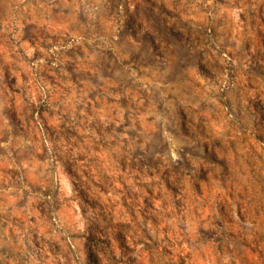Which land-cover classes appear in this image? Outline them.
Here are the masks:
<instances>
[{"label": "rangeland", "instance_id": "obj_1", "mask_svg": "<svg viewBox=\"0 0 264 264\" xmlns=\"http://www.w3.org/2000/svg\"><path fill=\"white\" fill-rule=\"evenodd\" d=\"M0 264H264V0H0Z\"/></svg>", "mask_w": 264, "mask_h": 264}]
</instances>
